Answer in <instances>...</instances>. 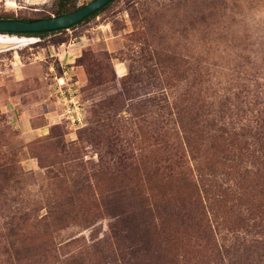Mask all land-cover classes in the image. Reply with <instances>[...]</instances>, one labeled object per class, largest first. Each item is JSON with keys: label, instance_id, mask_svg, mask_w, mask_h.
<instances>
[{"label": "rangeland", "instance_id": "1", "mask_svg": "<svg viewBox=\"0 0 264 264\" xmlns=\"http://www.w3.org/2000/svg\"><path fill=\"white\" fill-rule=\"evenodd\" d=\"M62 1L0 0V17L50 18ZM91 1L70 0L76 9ZM33 38L0 53V264H68L80 255L83 264H264L258 230L209 258L199 205L182 184L166 196L170 215L160 210L158 145L146 134L167 123L163 97L228 94L240 107L257 93L264 105V0H114L75 28ZM74 107L85 111V127L71 123ZM113 127L128 142L119 159L102 147ZM63 199L72 218L53 223L54 249L16 262L10 246L38 244L32 231Z\"/></svg>", "mask_w": 264, "mask_h": 264}, {"label": "trees", "instance_id": "2", "mask_svg": "<svg viewBox=\"0 0 264 264\" xmlns=\"http://www.w3.org/2000/svg\"><path fill=\"white\" fill-rule=\"evenodd\" d=\"M113 1L69 29L97 16ZM74 10V3L63 0L55 16ZM0 20L33 21L8 17H0ZM62 31L65 30L18 36L38 37ZM246 95L240 107L229 102L228 94L220 95L217 99L222 100L218 104L217 99L211 101L208 97L201 98L198 93L185 92L173 101L163 97L164 102L160 109L167 123L157 132L148 129L146 133L150 138H155L158 145V159L152 167L153 175L159 177L163 190L160 192V210L170 215L166 196L174 195L172 187L175 183L182 184L181 188H186L188 197L193 198L195 205L197 204L195 207L198 208L199 205L196 216L200 218L201 223L198 226L202 231V240L206 243L204 248L209 258L219 257L225 245L239 235H247L256 230L261 237L264 235V105H258L257 93ZM101 110L100 108L98 111ZM98 111L97 123L104 120L103 112ZM83 114L85 127L87 115L84 110ZM112 129L110 134L113 137L105 140L109 145L103 143L102 147L118 155L116 157L119 159L121 154L129 151L125 148L128 142L121 131L116 127ZM89 131L92 132L93 139L97 131L93 122ZM100 143L102 142H98ZM146 177L151 180L152 169L151 173H146ZM178 187V191L185 194V190ZM190 188L193 189V196L189 193ZM63 202L66 205H63ZM63 202L53 206L48 210L46 217L41 219V231H32L33 236L41 235L38 244L13 242L8 250H11L16 262L22 260L28 252L41 254L54 249L50 239L53 223L72 218L69 217L70 207H66L69 206L67 201L63 199ZM175 208L180 210L176 213H182L183 216L180 217H183L184 221L190 219L189 206L180 203ZM14 231L9 232L8 239L16 235ZM4 253L7 254L8 251L5 250ZM215 261L214 258L206 263L223 264L220 257L219 262ZM68 264H83V258L80 255L71 262L68 261ZM239 264L255 263L245 260Z\"/></svg>", "mask_w": 264, "mask_h": 264}, {"label": "water", "instance_id": "3", "mask_svg": "<svg viewBox=\"0 0 264 264\" xmlns=\"http://www.w3.org/2000/svg\"><path fill=\"white\" fill-rule=\"evenodd\" d=\"M36 1L41 0H29L30 3H35ZM111 1L112 0H92L88 4L72 12L60 16H52L50 18L37 19L30 22L22 20H0V36H6L12 40H0V53L22 47L19 46L20 43L17 42L22 38L34 39L33 37L18 36V34L43 33L61 29L68 30L71 26L78 24L80 21L104 7Z\"/></svg>", "mask_w": 264, "mask_h": 264}, {"label": "built area", "instance_id": "4", "mask_svg": "<svg viewBox=\"0 0 264 264\" xmlns=\"http://www.w3.org/2000/svg\"><path fill=\"white\" fill-rule=\"evenodd\" d=\"M83 118H84L83 110L81 111V109L79 107H76V108L74 107L73 116L71 115L69 117V119L71 120V123L73 125L82 124V121L84 120Z\"/></svg>", "mask_w": 264, "mask_h": 264}, {"label": "bare ground", "instance_id": "5", "mask_svg": "<svg viewBox=\"0 0 264 264\" xmlns=\"http://www.w3.org/2000/svg\"><path fill=\"white\" fill-rule=\"evenodd\" d=\"M6 39H8L9 41H12V40H10L11 38H8V37H6V36H0V40H6ZM14 39V38H13ZM15 40V39H14ZM34 39H26V38H22V39H20L19 41H17L18 43H20L19 44V46H22V45H26V44H28V43H30L31 41H33Z\"/></svg>", "mask_w": 264, "mask_h": 264}, {"label": "flooded vegetation", "instance_id": "6", "mask_svg": "<svg viewBox=\"0 0 264 264\" xmlns=\"http://www.w3.org/2000/svg\"><path fill=\"white\" fill-rule=\"evenodd\" d=\"M110 3V2H109ZM87 18V17H86Z\"/></svg>", "mask_w": 264, "mask_h": 264}]
</instances>
